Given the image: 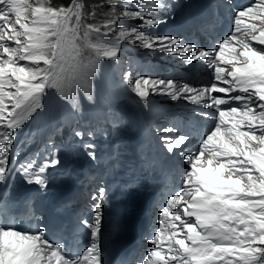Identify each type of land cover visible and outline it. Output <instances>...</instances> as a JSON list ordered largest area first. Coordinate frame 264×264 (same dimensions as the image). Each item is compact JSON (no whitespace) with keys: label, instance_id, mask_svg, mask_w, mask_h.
Returning a JSON list of instances; mask_svg holds the SVG:
<instances>
[{"label":"snow or ice","instance_id":"snow-or-ice-1","mask_svg":"<svg viewBox=\"0 0 264 264\" xmlns=\"http://www.w3.org/2000/svg\"><path fill=\"white\" fill-rule=\"evenodd\" d=\"M29 5L30 0H0V183L7 184L19 175L25 184H34L46 193L50 184L47 171L60 166L61 160L58 155L42 160L34 155L22 160L14 150L17 135L34 114L46 107L42 97L49 89L55 90L73 111L80 108L77 89H83L91 100L90 81L97 66L82 70L67 62L60 42L50 43L55 33L44 26L47 21L42 10L36 8L30 16ZM109 7L123 9L115 18L117 23L139 21L121 26L122 33L134 37L126 42L180 58L188 68L206 61V67L214 71L215 82L203 88L187 82L178 84L173 79L139 76L132 81L130 74L124 76L141 100L150 94H162L172 101L185 99L218 112L215 128L195 153L183 154L192 139L189 135L161 138L169 154H181L188 170L184 190L172 195L162 209L160 228L149 241L155 250L147 253L144 264H264V49L240 41L234 34L223 39L215 52L180 37L153 34L171 16L166 0H121ZM246 17L264 19V0L240 10L236 25ZM247 27L251 40L264 46V27L255 23ZM21 36L27 41L21 48L3 43L23 44ZM241 43L242 51H238L236 45ZM41 62L47 67H39ZM217 62L231 67H221ZM221 82L226 86H219ZM235 103L241 106H232ZM257 128L261 134H257ZM160 131L171 133L174 129ZM72 135L83 140L93 133L73 130ZM83 147L94 159L97 146L85 143ZM61 179L71 183L72 170L65 169ZM99 192L103 195L104 189ZM92 210L91 220L83 221L89 229V246L74 257L59 244L50 243L45 228L30 234L29 230L0 225V264H104L101 205L95 203Z\"/></svg>","mask_w":264,"mask_h":264},{"label":"rangeland","instance_id":"rangeland-1","mask_svg":"<svg viewBox=\"0 0 264 264\" xmlns=\"http://www.w3.org/2000/svg\"><path fill=\"white\" fill-rule=\"evenodd\" d=\"M87 4V3H86ZM88 5V7H89V10L87 11V14L92 18L93 16L95 17V16H97L98 14L96 13V10L98 11V13L99 12H101L103 9H104V11H107L108 9H109V7H107V6H97V7H95L94 5H92L91 3L90 4H87ZM113 11V13H111ZM107 13H110V15H112V17H117V16H119V15H121L122 14V11H119V10H108L107 11ZM108 18H110L109 16H108ZM127 21V24L125 25V26H127V25H133V24H138V23H136V22H134L133 20H126ZM114 23L113 22H111V23H107V29H110V26L111 25H113ZM121 26H122V23L121 22H119V23H117V26H115L114 27V34H119V35H121V36H123L124 37V39H125V42L126 41H128V40H132L134 37L133 36H129V35H126L125 33H122L121 32V30H120V28H121ZM129 31H130V27H129Z\"/></svg>","mask_w":264,"mask_h":264},{"label":"trees","instance_id":"trees-1","mask_svg":"<svg viewBox=\"0 0 264 264\" xmlns=\"http://www.w3.org/2000/svg\"><path fill=\"white\" fill-rule=\"evenodd\" d=\"M73 0H52L53 9L60 11L62 9H68L71 6ZM90 3L106 5L107 0H87Z\"/></svg>","mask_w":264,"mask_h":264},{"label":"bare ground","instance_id":"bare-ground-1","mask_svg":"<svg viewBox=\"0 0 264 264\" xmlns=\"http://www.w3.org/2000/svg\"><path fill=\"white\" fill-rule=\"evenodd\" d=\"M47 192H48V190H47ZM45 193H42L37 187H33L32 189H31V195H33V196H35V197H37V198H39V199H42V196L44 195ZM3 203V202H2ZM159 204V203H158ZM2 209H4V207L2 208ZM150 217L152 218V219H155L152 215H150ZM150 227V226H149ZM143 250V249H142ZM141 253H144V252H141Z\"/></svg>","mask_w":264,"mask_h":264}]
</instances>
